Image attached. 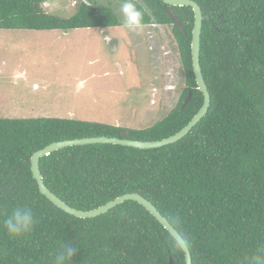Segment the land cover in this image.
I'll return each instance as SVG.
<instances>
[{
	"label": "trees",
	"instance_id": "trees-1",
	"mask_svg": "<svg viewBox=\"0 0 264 264\" xmlns=\"http://www.w3.org/2000/svg\"><path fill=\"white\" fill-rule=\"evenodd\" d=\"M45 1L0 0V30L120 25L110 6L90 5L93 0L74 6L67 18L45 11ZM192 1L204 17L199 64L210 95L205 116L162 148L72 146L40 158L39 170L44 185L71 208L89 211L138 194L183 238L192 264H240L264 241V0ZM133 3L144 25L171 26L184 77L177 105L143 130L75 119L0 118V264H50L64 241L77 247L72 264H170L169 258L185 264L176 240L136 202L79 219L42 196L30 171L31 156L51 143L100 136L159 141L183 129L202 106L192 73L191 8ZM16 207L31 208L36 221L22 237L3 227Z\"/></svg>",
	"mask_w": 264,
	"mask_h": 264
},
{
	"label": "rangeland",
	"instance_id": "rangeland-1",
	"mask_svg": "<svg viewBox=\"0 0 264 264\" xmlns=\"http://www.w3.org/2000/svg\"><path fill=\"white\" fill-rule=\"evenodd\" d=\"M86 0H46L64 18ZM71 31L0 30V118L75 119L143 130L179 101L184 77L171 26Z\"/></svg>",
	"mask_w": 264,
	"mask_h": 264
},
{
	"label": "water",
	"instance_id": "water-1",
	"mask_svg": "<svg viewBox=\"0 0 264 264\" xmlns=\"http://www.w3.org/2000/svg\"><path fill=\"white\" fill-rule=\"evenodd\" d=\"M162 2L165 6L171 7H189L193 12V27L191 31V42H190V52H191V63H192V73L194 80L197 86V90L203 95V104L198 110V112L193 116L190 122L176 134L159 140V141H136L129 140L126 138H115V137H88L81 139L65 140L60 142H54L46 146L45 148L35 152L30 158V171L32 178L37 184L39 193L44 196L51 204L56 208L65 212L68 215L79 219H90L95 218L100 215L107 213L109 210L115 208L118 205H121L125 201H134L140 206H142L155 220L163 226V228L176 240V242L181 246V249L184 253L185 264H192V258L190 251L183 240V238L178 234V232L169 224V222L156 210V208L148 202L146 199L141 197L138 194H125L116 199L107 202L106 204L89 211H80L74 208H71L62 200H60L56 195H54L45 185L42 180V176L39 170V159L49 155L52 152L72 147V146H85V145H94V144H109V145H119L123 147H130L140 150H150L158 149L167 145L174 144L184 138L190 130L205 116L210 106V95L207 90L206 84L203 79L202 71L200 68V35H201V26L204 17L202 16L201 9L199 5L192 0H158ZM170 18L173 20L174 24L182 31V25L179 20L171 12L168 13ZM190 94H188L184 105L190 99ZM123 137L128 136L127 132L121 134ZM169 263L172 264V259L169 258Z\"/></svg>",
	"mask_w": 264,
	"mask_h": 264
},
{
	"label": "clouds",
	"instance_id": "clouds-1",
	"mask_svg": "<svg viewBox=\"0 0 264 264\" xmlns=\"http://www.w3.org/2000/svg\"><path fill=\"white\" fill-rule=\"evenodd\" d=\"M120 11L123 16V26L126 29L138 31L143 28V14L133 3V0H122ZM35 223L31 208L16 207L3 221V227L10 236L22 237L33 230ZM176 247L178 251L181 250V246L177 245ZM76 251L75 245L64 241L56 248L50 264H72V257ZM240 264H264V241L259 242L254 254L244 256Z\"/></svg>",
	"mask_w": 264,
	"mask_h": 264
}]
</instances>
